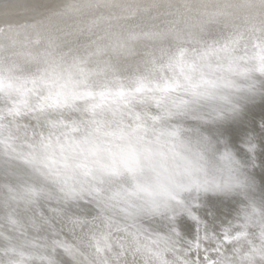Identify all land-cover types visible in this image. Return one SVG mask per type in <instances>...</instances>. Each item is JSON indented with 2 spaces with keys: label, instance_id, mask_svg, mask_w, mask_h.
<instances>
[{
  "label": "snow or ice",
  "instance_id": "1",
  "mask_svg": "<svg viewBox=\"0 0 264 264\" xmlns=\"http://www.w3.org/2000/svg\"><path fill=\"white\" fill-rule=\"evenodd\" d=\"M99 7L0 25V264H264V0Z\"/></svg>",
  "mask_w": 264,
  "mask_h": 264
},
{
  "label": "bare ground",
  "instance_id": "2",
  "mask_svg": "<svg viewBox=\"0 0 264 264\" xmlns=\"http://www.w3.org/2000/svg\"><path fill=\"white\" fill-rule=\"evenodd\" d=\"M10 2L14 5H17L15 13L10 17H5L4 14L0 13V25H3L7 21H11L13 23H22L25 20L29 19V15L26 12L30 6L35 5L40 2V0H10ZM57 2H72V3H92L101 5L99 8L86 9L85 11L89 16H99L101 14L106 16H119L120 9L119 8H108L106 7L109 4L112 5H143L150 4L154 2L158 3H168L173 2L177 3L180 0H57ZM189 2L193 4L199 3H214L215 0H189ZM123 23V21H121Z\"/></svg>",
  "mask_w": 264,
  "mask_h": 264
}]
</instances>
